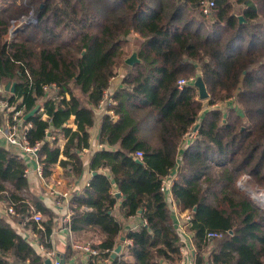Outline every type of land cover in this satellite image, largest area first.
Masks as SVG:
<instances>
[{"label":"trees","instance_id":"16d2710c","mask_svg":"<svg viewBox=\"0 0 264 264\" xmlns=\"http://www.w3.org/2000/svg\"><path fill=\"white\" fill-rule=\"evenodd\" d=\"M201 1L0 0V87L15 83L6 96L17 110L43 109L25 123L30 144L40 142L47 180L56 167L67 183L82 175L95 109L111 77L123 71L107 108L116 119L101 115L103 148L90 157L88 184L69 198L73 232L103 231L96 249L112 250L122 234L132 241L111 264L181 261V237L161 190L176 165L171 192L178 209L191 215L195 264H264V210L237 187L246 175L264 190V0H212L209 16ZM30 13L36 21L8 42L11 23ZM130 42L139 59L133 65L125 63ZM197 70L208 93L203 100L193 84H177ZM46 84L57 88L45 91ZM26 167L0 142V199L18 213L8 216L19 221L32 209L41 212V228L27 227L49 241L56 216L23 175ZM136 215L143 224L124 232L125 220ZM208 231L223 237L208 242ZM71 255L68 245L65 264ZM0 264H44L3 215Z\"/></svg>","mask_w":264,"mask_h":264},{"label":"built area","instance_id":"2783aa9c","mask_svg":"<svg viewBox=\"0 0 264 264\" xmlns=\"http://www.w3.org/2000/svg\"><path fill=\"white\" fill-rule=\"evenodd\" d=\"M214 6V2L212 0H202L200 2V11L204 16H209L212 7ZM9 34V32H8ZM10 35V34H9ZM10 37V36H9ZM8 42L11 41V37L9 39H6ZM120 76V73H118L116 76L111 77L110 79V86L103 92L102 95V100L100 101L99 105L96 107V109L99 112H103V113H108L109 115H111V117L113 119L115 118V115L113 113L112 110H108V106L111 104H114L115 101L112 98V94L113 92L116 90H113L111 84L114 83V81ZM194 81L192 78L190 79H184V78H180L177 81V84L179 86V88H181L182 86L186 85V84H193ZM4 87H0V93H4L3 89ZM56 85L55 84H51V85H44L43 86V90L47 91L50 89H56ZM20 101L17 100L16 103ZM42 108H39L38 111H42ZM26 114V112L24 111V109H16L15 107V103H9L7 97L5 95H1L0 96V142L7 147H11L14 148L16 150V152L18 153L19 156L24 157L25 159L30 158V160L32 161L33 164H35V171L36 174L39 176V178L42 180L43 186L45 187V189L47 190V192L52 196V198L54 199V207L56 209H61L63 210V214L61 217V222H62V226L63 231H65L67 233V236L69 238V245L71 247V249L73 251H79L82 252L83 254H85L87 256V261L82 262L81 264H91V261H89V259H94L96 257H99L102 253H112L114 251V248L112 250H105L103 252L99 251L98 249H96L94 246H92V244L90 242H86V241H78L74 239L73 236V231L70 228V219H71V214L72 211L69 207V192L66 190H61L59 188H57V186L51 182H49V180H47L46 178L43 177L42 175V164L40 163L39 159H38V150L40 148V142H36L35 144H30L27 136H26V130L31 126L30 123L26 124L24 120V115ZM197 127L198 125H195L194 127H191L188 131V133H186L184 136H194V134L197 131ZM48 136V140H53L54 137L53 136ZM136 157L137 158H141L142 157V152L138 151L136 152ZM28 166V164H27ZM178 169V165H176L175 167V172H177ZM27 167L24 170V176H27ZM175 181V176L172 178H170L169 180H162L161 183V190L167 191L170 189L171 185H173V182ZM0 207L4 210V213L9 215V216H13V217H17L18 213L14 208V204L12 203H8L5 201H2L0 199ZM42 220V214L39 211H35L32 209V211L24 216H22L21 220H20V225L22 227H26L27 225L31 224L32 222L37 224L36 229L41 228L40 226V222ZM191 220V215L188 214L185 216V221L186 222H190ZM32 229V228H30ZM33 230V229H32ZM32 237L29 236V239L34 240L35 244L37 245V247L39 248V250L41 251V254L44 258H49L51 260L52 264H59V256L58 254L50 249L48 247L47 241L42 242L39 239V236L37 234V231L33 230L31 233ZM38 237L39 242L36 240V238ZM223 237V233L218 232V231H208L206 233V240L208 242H212L218 239H221ZM123 245H132V241L130 239L125 240ZM122 245V247H123ZM183 248L182 245L180 247V251L181 254L183 252ZM121 257V252L118 253L117 255V260H120ZM105 259L110 260L112 259L111 257H105ZM115 259V260H116ZM113 260V259H112ZM182 260V259H181Z\"/></svg>","mask_w":264,"mask_h":264},{"label":"crops","instance_id":"0c3cea01","mask_svg":"<svg viewBox=\"0 0 264 264\" xmlns=\"http://www.w3.org/2000/svg\"><path fill=\"white\" fill-rule=\"evenodd\" d=\"M122 72L120 71V76L114 81V83L111 84L113 90L117 89L121 83L122 78ZM4 89V88H3ZM6 90H4L5 92ZM6 93V92H5ZM6 96V94H5ZM7 97V96H6ZM96 111V122L94 127L90 130L91 137L89 140V148H86L83 150L81 157L85 165V169L80 177L75 179L72 183H67L65 180L59 178L60 168L56 167L54 170V174L51 177V179H48L49 182L55 184L57 188L61 190H66L69 192V195L72 196L75 193L80 192L87 184L88 181L92 175L90 169H89V160L91 155L103 148L101 144L98 142V135H99V122L100 117L103 114V112H99L97 109ZM45 117V115H43ZM73 117H71L70 120H72ZM191 140L190 136L184 137V142ZM65 143V139H59L58 144L62 148ZM26 162L28 164L27 166V177L29 178V181L31 183V188L34 192H36L38 195H40L41 200L45 202V205L50 208L56 216V222L55 226L53 228V231L51 235L49 236V241H47L48 247L52 250H54L57 254H64L66 251V247L69 245V238L67 236V233L63 231V226L61 222V217L63 214V210L61 209H55L54 207V199L52 196L47 192L45 187L43 186L42 180L39 178V176L36 174L35 171V164L32 163L30 158L26 159ZM175 176V180L177 179V172H175V168L172 169L170 174H168L164 180H169L171 177L173 178ZM172 185L169 190L164 191V194L167 199V203L169 205L172 219L174 222V226L179 233L182 241V248L184 249L182 252V260L178 264H195L194 259L196 255V247L193 244L192 241V235L191 232L188 230L189 223L185 221V216L190 214L188 211H180L178 209V206L176 202L173 199L172 192H171ZM119 204V202H118ZM117 206V204H116ZM34 210V209H33ZM36 211V210H35ZM42 214V213H41ZM0 215H3L4 217H7V219L10 220L12 226L23 236H25L29 241V236L32 237V229L29 227H22L20 225L19 221H12L11 218L7 214L4 213V210L0 207ZM143 219L141 216L136 215L133 217H129L124 222V229L123 231L126 232L130 229H136L139 225L143 224ZM74 239L81 240L86 242H90L92 246H97L103 239L105 238V235L101 229H99L96 226H89L88 228L80 231V232H73ZM124 236V234H122ZM36 240L39 242L38 237ZM126 240V239H125ZM120 243V239L119 242ZM124 243V242H123ZM122 243V244H123ZM126 245H123L121 254L124 251ZM72 255L67 259V264H81L82 262L87 261V256L79 251H73L71 249ZM96 260V261H95ZM91 261V264L95 261L96 264H111L113 262L112 259L107 260L105 258L96 257L94 259H89Z\"/></svg>","mask_w":264,"mask_h":264},{"label":"water","instance_id":"95a60500","mask_svg":"<svg viewBox=\"0 0 264 264\" xmlns=\"http://www.w3.org/2000/svg\"><path fill=\"white\" fill-rule=\"evenodd\" d=\"M239 20H240V22H242L243 18L240 16ZM19 21H20L19 26H16L14 29H13V27L9 28V30H8L11 39H13L12 37H15L17 35V33L24 28L25 23L35 22L36 18H34L32 13H30L27 17L20 18ZM136 62H139V59L137 58L136 52H133L128 58L125 59V63L128 64V65H133ZM193 85L198 90V97H199L200 100L206 99L208 97L206 86H205L201 76H198L194 80ZM14 86H15V83H12V84L11 83H7L6 86H5V90L6 91L9 90L11 93H13L14 92ZM39 108H40V104H37L31 111H29L28 113H26L24 115V120H28L31 116H33L35 113H37ZM137 161H139V160H137ZM237 186H238L239 189H243L240 181L237 182ZM116 195L119 196L118 193ZM124 241H125V237L121 236L120 237V243H118L115 246L114 251L110 254V257L113 260H115L117 258L118 253L121 252L122 245H123L122 243ZM58 256H59V264H65V259L63 257V254L58 253ZM44 264H52V263H51V260L49 258H44Z\"/></svg>","mask_w":264,"mask_h":264},{"label":"rangeland","instance_id":"374dc122","mask_svg":"<svg viewBox=\"0 0 264 264\" xmlns=\"http://www.w3.org/2000/svg\"><path fill=\"white\" fill-rule=\"evenodd\" d=\"M27 17V16H26ZM20 20V19H19ZM19 20H16V21H13L12 23H11V25H10V27L9 28H12L13 27V29L16 27V26H19V24H20V21ZM28 24H30V23H25V25H24V27L26 26V25H28ZM10 35L9 34H7V36H6V39H9L10 37H9ZM16 37V36H15ZM15 37H12L13 39L15 38ZM12 40V39H11ZM126 49H127V53H128V55H129V53H130V55L133 53V52H135V50L133 49V46H132V43L130 42L127 46H126ZM129 55V56H130ZM128 56V57H129ZM127 57V58H128ZM120 71H122V69H120L119 71H118V73L120 72ZM198 76H201V72L199 71V70H197L194 74H191V76H189V77H183L184 79H190V78H192L193 79V81L198 77ZM6 92V91H5ZM0 93V96L1 95H5L6 93ZM198 99H199V97H198ZM196 125H198V124H196ZM238 181H240L241 182V185H242V187H243V189H240L242 192H244V194H246L254 203H255V205L259 208V209H261V210H264V202H263V200H264V190H261L260 188H257L255 185H253L252 183H250L249 182V178H248V176H246V175H242L240 178H239V180ZM237 181V182H238ZM238 187V186H237ZM249 190H251L252 191V193L255 195V197L256 196H258V197H253L252 196V194H250V192H249ZM30 195V193L29 192H25L24 193V196H29ZM260 196V197H259ZM260 201H259V200ZM263 202V203H262ZM42 218H44V217H42ZM76 240V239H75ZM78 241H80V242H82L81 240H79L78 239ZM86 241V240H85ZM30 242L35 246V248L39 251V253H41V251L39 250V248L37 247V245L35 244V241L34 240H30Z\"/></svg>","mask_w":264,"mask_h":264},{"label":"bare ground","instance_id":"6f19581e","mask_svg":"<svg viewBox=\"0 0 264 264\" xmlns=\"http://www.w3.org/2000/svg\"><path fill=\"white\" fill-rule=\"evenodd\" d=\"M249 192H250V194H252V196H254V197H255V195L252 193V191H251V190H249ZM256 197H258V196H256ZM256 197H255V198H256ZM259 197H260V196H259ZM258 200H259V199H258ZM259 201H260V200H259ZM263 202H264V200H263ZM263 202H262V203H263Z\"/></svg>","mask_w":264,"mask_h":264}]
</instances>
